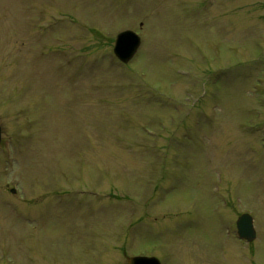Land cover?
I'll use <instances>...</instances> for the list:
<instances>
[{"label": "rangeland", "instance_id": "rangeland-1", "mask_svg": "<svg viewBox=\"0 0 264 264\" xmlns=\"http://www.w3.org/2000/svg\"><path fill=\"white\" fill-rule=\"evenodd\" d=\"M0 124V264H264V0H0Z\"/></svg>", "mask_w": 264, "mask_h": 264}, {"label": "water", "instance_id": "water-1", "mask_svg": "<svg viewBox=\"0 0 264 264\" xmlns=\"http://www.w3.org/2000/svg\"><path fill=\"white\" fill-rule=\"evenodd\" d=\"M141 44V37L132 29L119 31L114 40L113 53L123 63L129 62ZM2 127L0 124V142ZM14 191V190H13ZM236 231L239 238L251 242L256 238L253 217L248 212L241 213L236 220ZM127 264H161L156 256L132 255L126 257Z\"/></svg>", "mask_w": 264, "mask_h": 264}]
</instances>
